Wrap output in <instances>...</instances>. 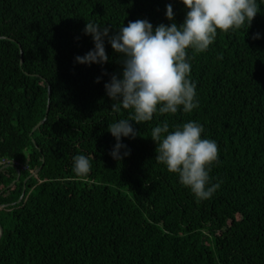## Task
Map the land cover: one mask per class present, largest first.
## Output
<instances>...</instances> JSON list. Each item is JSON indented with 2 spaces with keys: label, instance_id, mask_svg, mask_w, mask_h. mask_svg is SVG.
I'll return each instance as SVG.
<instances>
[{
  "label": "trees",
  "instance_id": "1",
  "mask_svg": "<svg viewBox=\"0 0 264 264\" xmlns=\"http://www.w3.org/2000/svg\"><path fill=\"white\" fill-rule=\"evenodd\" d=\"M169 3L183 23L180 0H0V158L32 171L0 172V264H264V3L250 28L189 49L199 108L133 122L131 155H110L109 125L130 114L113 111L105 84L123 66L107 39L106 65L79 64L95 48L84 30L170 25ZM165 121H196L217 142L211 199L156 160ZM77 155L92 161L86 177Z\"/></svg>",
  "mask_w": 264,
  "mask_h": 264
},
{
  "label": "clouds",
  "instance_id": "2",
  "mask_svg": "<svg viewBox=\"0 0 264 264\" xmlns=\"http://www.w3.org/2000/svg\"><path fill=\"white\" fill-rule=\"evenodd\" d=\"M186 7L181 24L175 22L173 5H167L170 25L155 26L147 19L130 21L115 34L110 27L87 23L85 34L92 36L95 48L77 56L79 64L106 65L110 57L105 40L119 54L122 73L113 75L105 84L107 96L113 101L114 112L127 110L129 118L109 125L116 140L110 155L120 161L131 155L124 138L135 139L139 132L135 124L153 121L157 113H191L199 108L197 84L191 79L192 64L189 49L205 52L214 44L218 31L235 32L250 28L264 0H180ZM257 39L261 38L259 33ZM23 62L21 61V67ZM107 74V73H105ZM100 77L96 83L101 82ZM204 126L196 121L176 125L174 130L165 121L153 128L151 138L157 145L156 160L166 165L179 182L189 188L197 201L211 199L220 188L212 182V167L219 161L216 141L203 138ZM124 150V151H122ZM92 161L85 155L73 158L77 177L88 176Z\"/></svg>",
  "mask_w": 264,
  "mask_h": 264
},
{
  "label": "built area",
  "instance_id": "3",
  "mask_svg": "<svg viewBox=\"0 0 264 264\" xmlns=\"http://www.w3.org/2000/svg\"><path fill=\"white\" fill-rule=\"evenodd\" d=\"M16 167L19 169L20 173H31V169L29 168V166H26V165H21L20 163L18 162H12L8 159H2L0 158V172H2L5 168L7 167Z\"/></svg>",
  "mask_w": 264,
  "mask_h": 264
},
{
  "label": "water",
  "instance_id": "4",
  "mask_svg": "<svg viewBox=\"0 0 264 264\" xmlns=\"http://www.w3.org/2000/svg\"><path fill=\"white\" fill-rule=\"evenodd\" d=\"M50 95H51V93H50ZM49 112H50V109H49V111H48V114H49ZM47 120V119H46ZM46 120L45 121H43L42 123H40L39 125H38V127L35 129V131L37 130V129H39L45 122H46ZM41 171V170H40ZM39 171V172H40ZM38 172V173H39ZM20 177H21V175H20ZM24 196H25V193H24ZM23 199V198H22ZM21 199V200H22ZM3 235H4V229L1 227V232H0V240H1V238L3 237Z\"/></svg>",
  "mask_w": 264,
  "mask_h": 264
},
{
  "label": "rangeland",
  "instance_id": "5",
  "mask_svg": "<svg viewBox=\"0 0 264 264\" xmlns=\"http://www.w3.org/2000/svg\"><path fill=\"white\" fill-rule=\"evenodd\" d=\"M33 192H34L35 194L39 193V192H40V188H36Z\"/></svg>",
  "mask_w": 264,
  "mask_h": 264
}]
</instances>
